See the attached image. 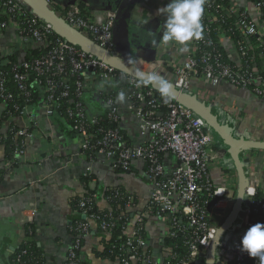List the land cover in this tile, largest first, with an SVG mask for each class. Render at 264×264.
<instances>
[{
    "label": "built area",
    "instance_id": "1",
    "mask_svg": "<svg viewBox=\"0 0 264 264\" xmlns=\"http://www.w3.org/2000/svg\"><path fill=\"white\" fill-rule=\"evenodd\" d=\"M79 1L38 0L58 23L103 54L120 59L113 32L116 8L104 14L91 10L85 14ZM247 1L248 4L242 6L237 0H207L201 18L207 35L203 40L192 39L185 46L176 45L180 50L187 48L181 61L175 58L164 62L152 49L136 45L132 47V65L162 75L182 93L190 94L193 81L203 79L212 85L225 81L237 87L251 86L255 94H264V0ZM6 11L12 15L0 21V38L11 37L0 57L20 51L18 63L10 73L0 69L1 117L3 112L7 115L2 121L7 122L6 131L0 133L12 132L14 148L10 162L20 161L25 156L26 140L41 134L36 127L41 123L37 116L41 110L44 116L65 124L76 135L88 163L86 176L93 175V163L105 164L115 172L131 173L136 162L143 167L141 175L150 185L149 196L143 204L135 194L117 186H107L100 193L89 190L80 195L77 210L83 217L75 223L76 236L68 250L66 264H83L79 251L91 223L104 233H110L113 228L123 230L124 257L116 258L113 264H163L161 259L153 260L148 253L152 251L148 238L141 234L150 218H155L159 224L162 239L183 234L187 254L176 264H207L217 229L235 207L238 183L215 182L210 162L218 156L203 119L176 99L164 103L152 90L144 89L143 85L137 87L133 76L63 38L30 0H0V14ZM231 18L232 26L226 27L225 23ZM235 31L239 32L236 39L229 36ZM227 40L239 57L238 62L230 59L233 65L224 60L227 53L223 42ZM204 45H212L213 49H204ZM31 47H40L45 52L24 60L25 49ZM254 48L258 50L259 65L250 55ZM7 63V60L0 61L1 65ZM12 81L16 92L9 86ZM102 83L104 86L100 87ZM120 92L125 94L123 103L117 101ZM33 95L38 97L36 102L32 100ZM86 95H103L107 118L116 124L120 123L123 105L136 118L137 135L142 142L135 143L129 132L131 140L126 142L117 126L98 125L100 118L88 111L83 102ZM18 96L23 103L15 104L17 112L13 114L9 102ZM64 102L68 107L61 114L59 109ZM17 120L24 123L18 124ZM93 125L98 126L92 128ZM106 190L112 193L101 197ZM256 192L255 184H245L237 224L231 226V233L226 231L215 243L216 264H258L257 258L239 251L240 239L247 228L264 223V198L256 199ZM98 198H103L108 205L104 213L91 210ZM113 200L123 203L119 215L112 211ZM125 211H137L131 224L126 220ZM17 217L21 222L28 221L23 213H18ZM160 252L166 257H176L168 246H163Z\"/></svg>",
    "mask_w": 264,
    "mask_h": 264
},
{
    "label": "crops",
    "instance_id": "2",
    "mask_svg": "<svg viewBox=\"0 0 264 264\" xmlns=\"http://www.w3.org/2000/svg\"><path fill=\"white\" fill-rule=\"evenodd\" d=\"M65 1V0H64ZM95 13L104 14L114 9L119 0H82ZM242 6L247 0H237ZM170 0H134L130 8V18L126 40L132 53L133 46L152 49L155 55L181 61L185 51L177 48L176 43L165 44L161 38L164 15H157V9L164 7ZM148 20L146 24L143 21ZM9 35L0 38V54L10 43ZM227 56L238 62L230 41H224ZM16 52V51H15ZM20 51H17L18 55ZM192 99L208 110L213 119L233 138L264 143V94L257 95L251 88L231 85L225 81L216 85L198 79L193 81ZM88 104V103H87ZM89 106H93L90 105ZM2 113V112H1ZM120 124L132 136L135 143L142 142L137 135V120L123 105L120 109ZM41 121L36 127L41 134L26 140L25 156L17 162H10L4 156V146L0 144V264L13 263V253L26 240L25 229L31 225L33 239L43 255L41 264H63L71 246L70 226L74 217L72 200L89 190L102 192L107 186H122L135 194L140 204L146 202L150 185L142 177L143 167L134 163V173L115 172L105 164L93 163L92 178L87 180L88 165L79 147L76 135L65 124L38 111ZM1 118V115H0ZM17 123H24L17 120ZM7 122H0V132L6 131ZM212 138V148L217 153L210 162V170L215 182L225 177H236L230 148L221 137L206 125ZM219 154L221 156H219ZM239 159L245 175V184H255L264 194V150L261 147L241 149ZM100 209L108 207L106 201H97ZM28 218L21 222L17 214ZM93 231L85 237L82 258L87 264H105L95 257L92 249L100 247L97 226L91 223ZM91 229V230H92ZM148 243L155 255L160 253L161 229L155 218L146 224ZM115 263V261H114ZM106 264H112L110 261Z\"/></svg>",
    "mask_w": 264,
    "mask_h": 264
},
{
    "label": "trees",
    "instance_id": "3",
    "mask_svg": "<svg viewBox=\"0 0 264 264\" xmlns=\"http://www.w3.org/2000/svg\"><path fill=\"white\" fill-rule=\"evenodd\" d=\"M79 7L81 8V11L85 14H87L89 12V7L88 5L83 2L82 0L79 1ZM12 12H3L0 14V21H3L5 19H7V17L11 16ZM87 16V15H86ZM232 22L233 19H228L227 23H225V26H232ZM239 32L235 31L234 34L232 35L230 33L229 36L233 37L234 39L238 38ZM207 34H204V36ZM54 37L58 36L56 34L53 35ZM213 35H211L212 37ZM204 49H208V50H212L213 46L212 45H204L203 46ZM219 48V46L217 47ZM219 49L222 50V52L224 53L223 49L220 47ZM45 49H41L40 47H31V48H27L25 49V53L23 54V58L24 60H30L32 58H35L37 56H39L40 54L44 53ZM258 50L257 48H254L253 50L250 51V55L254 56V62L259 65V60L256 57ZM256 57V58H255ZM17 58L18 55L16 54V52H13L11 54H8L7 56H1L0 57V61H4L7 60V64L5 65H1L0 64V69L4 70V71H8L9 73L12 70V67L14 66V64H17ZM224 60L228 63H230L231 65H233L232 61L230 60L229 57H227V55L224 53ZM11 84L9 85L11 90L16 92V88L14 86L13 81L10 82ZM144 89H150L153 91V94L159 99L161 100V96L160 94L153 89L152 85H143ZM249 88H251V86H249ZM38 97L36 95H33L32 100L34 102H36L38 99ZM104 96L100 95V96H94V95H86L83 98V102L86 105L88 111H90L92 114L97 115L100 118V121L98 123V125L102 126V127H119L121 133L124 135V139L126 140V142L130 141V137L127 135V131L125 128H123L121 126V124H116L112 121H110L107 118V107L105 106L104 102H103ZM23 103L22 98L21 97H17L13 100H11L9 102V105L11 107V112H13V114H16L17 109L15 107V104L17 105H21ZM88 103V104H87ZM93 105L92 107L89 106ZM68 107L67 103L64 102L62 104V107L59 109V112H61V114H64V110ZM160 109H163V105L160 106ZM6 114L5 112H3L2 117L0 118V122L3 121L6 118ZM72 123V122H69ZM98 125H93L92 128H96ZM0 144L4 146V156L9 158V156L12 154L13 151V140H12V132H6L4 135L0 133ZM264 149V148H262ZM134 168L131 169V171ZM119 172V171H116ZM130 173V172H129ZM92 176H90L91 178ZM89 179V176L87 177V180ZM120 190H124V188L122 186H117ZM91 192H93V190H90ZM105 192V191H104ZM111 191H107L103 194L104 197L111 194ZM255 198L256 199H263L264 198V194L262 193L261 190H257L256 194H255ZM100 199V198H98ZM78 197L74 198L72 200V207L74 208V217L72 219V224L70 226V234H71V243L72 241L75 240V223L78 220L82 219V214L78 212ZM111 206H112V211L115 215H119L120 214V209L123 210V203H121L120 201L117 200H113L111 201ZM91 210L96 212V213H104L106 211V209H100L98 207L97 204H93L91 205ZM124 213V211H123ZM137 213V211H125V214L127 215L126 220H128V224L132 223L133 218L135 217V214ZM123 217V215H122ZM124 218V217H123ZM125 219V218H124ZM123 221V220H122ZM126 223V222H125ZM97 226V234L99 235V243H100V247H94L92 249L93 254L95 257L99 258L102 261L106 262H113L116 260V258L122 259L124 257L123 254V243H124V239L125 236L123 234V230L121 228H113L112 231H110V233H104L98 225ZM92 227H90L89 229V233H91L93 231ZM147 231L144 227V229L142 230V236L144 237L146 235ZM25 234H26V240L23 241L18 248L14 251L13 253V263L15 264H41L43 262V255L41 253L40 247L37 245V243L35 242V240L33 239V228L31 227V225H29L28 227L26 226L25 229ZM184 236L183 234L179 233L177 234L175 237H164L162 239V241H160L161 247L160 250L163 246H168L172 249V251L175 253L176 257L175 258H170L164 256L161 252L158 255H155L152 251H148V253H150L151 257L153 258V260H162L163 264H176L177 260L182 259L186 256L187 251H186V247L184 246ZM85 242V238L82 239V246ZM122 247V249H121ZM150 250H151V246ZM82 252V248L79 251V255L82 258L81 255ZM83 264H87V261H84L82 258ZM63 264H66V260ZM136 264H140V263H136Z\"/></svg>",
    "mask_w": 264,
    "mask_h": 264
},
{
    "label": "water",
    "instance_id": "4",
    "mask_svg": "<svg viewBox=\"0 0 264 264\" xmlns=\"http://www.w3.org/2000/svg\"><path fill=\"white\" fill-rule=\"evenodd\" d=\"M134 0H119L118 5L116 7L117 16L114 23V42L116 48L121 56L120 59L113 58L109 55H105L102 52L98 51L86 41L82 40L78 37L75 33H73L70 29L63 26L62 24L58 23L48 12L47 10L38 2V0H30V2L34 5V7L42 12L47 20L51 22L58 34H60L63 38L68 40L69 42L75 44L76 46L91 51L92 53L96 54L98 57L102 58L111 66L115 67L117 70L127 73L131 75L133 69H138L129 63L131 61L132 53L129 50V45L126 40L127 30H128V22L130 18V8L131 4ZM132 62V61H131ZM155 89L154 86H152ZM176 99L181 104L190 108L196 115L203 119V121L208 125L210 128L218 134L223 143L230 148L231 157L233 160L234 167L237 171V199L235 207L228 217V219L223 223V225L219 229H223L222 234L217 231L215 237V243L221 238V236L228 230L229 227L233 225L237 218L238 211L242 204L244 188H245V175L244 171L239 159V152L241 149H250L256 147L264 148V143L248 141V140H238L232 137V135L226 131L223 127H221L210 115L207 109H205L202 105L197 103L192 97L187 93H182L176 88L172 87V97ZM2 109H0L1 115ZM215 243L212 245L208 257L207 264L213 258L214 250H215Z\"/></svg>",
    "mask_w": 264,
    "mask_h": 264
},
{
    "label": "clouds",
    "instance_id": "5",
    "mask_svg": "<svg viewBox=\"0 0 264 264\" xmlns=\"http://www.w3.org/2000/svg\"><path fill=\"white\" fill-rule=\"evenodd\" d=\"M207 0H170L164 7L157 9V15H164L165 20L161 26V38L165 44L174 42L185 46L192 39H204V26L201 18ZM148 20L143 21L144 24ZM181 47V51H186ZM131 63V61H129ZM136 86L152 85L160 94L164 103H168L172 97V84L162 75L155 72H145L133 69L131 72ZM103 83L100 87H103ZM124 92L117 95V101L123 103ZM221 234L223 229H217ZM218 244V243H217ZM239 251L247 253L250 258H257L258 264H264V223H255L247 228L239 242ZM216 255V254H215ZM209 264H216L212 258Z\"/></svg>",
    "mask_w": 264,
    "mask_h": 264
},
{
    "label": "rangeland",
    "instance_id": "6",
    "mask_svg": "<svg viewBox=\"0 0 264 264\" xmlns=\"http://www.w3.org/2000/svg\"><path fill=\"white\" fill-rule=\"evenodd\" d=\"M208 130L209 131H211L209 128H208ZM262 148V147H261ZM264 150V149H263ZM236 182H237V180H236V177H228V178H226L225 177V179H224V181H221L220 183L221 184H225V185H234V184H236ZM237 222L238 221H235L233 224H234V226L237 224ZM232 229H233V227H230L228 230H227V232L226 233H231L232 232Z\"/></svg>",
    "mask_w": 264,
    "mask_h": 264
},
{
    "label": "flooded vegetation",
    "instance_id": "7",
    "mask_svg": "<svg viewBox=\"0 0 264 264\" xmlns=\"http://www.w3.org/2000/svg\"><path fill=\"white\" fill-rule=\"evenodd\" d=\"M62 1V0H61Z\"/></svg>",
    "mask_w": 264,
    "mask_h": 264
}]
</instances>
